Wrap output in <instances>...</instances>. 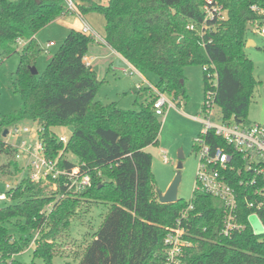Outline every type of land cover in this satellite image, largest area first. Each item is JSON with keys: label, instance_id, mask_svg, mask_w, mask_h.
<instances>
[{"label": "trees", "instance_id": "trees-1", "mask_svg": "<svg viewBox=\"0 0 264 264\" xmlns=\"http://www.w3.org/2000/svg\"><path fill=\"white\" fill-rule=\"evenodd\" d=\"M84 1L87 6L76 4L80 13L92 11L104 19L105 44L140 74L155 75V84L150 83L159 91L182 98L184 67L199 64L205 67L204 95L214 91L219 119L249 123L247 110L257 80L244 47L247 27L253 30L264 23V14L252 8L264 10V0H212L208 5H221L223 18L205 14L207 0ZM68 13L64 0H0V60L18 52L11 85L20 98L17 109L0 117V154L7 157L1 172L20 171L16 149L1 139L4 129L28 120L38 127L46 157L54 159L61 151L60 167H78L89 178L81 188H67L61 176L47 182L55 184L52 191L48 184L23 177L8 191L9 203L0 207V264H36L14 258L31 244L33 257L52 264L83 201L110 206L77 264H164L166 230L188 205L192 208L182 225L191 245L183 248L180 264H264V233L256 234L249 225L231 236L220 233L221 200L195 192L189 202H159L152 156L144 150L157 143L162 124L153 108L156 96L141 85L137 97L143 101L135 99L138 109L97 101L102 79L83 61L94 40L91 35L70 29L43 73L30 72L33 56L41 50L34 41L36 32ZM19 40L25 43L20 46ZM65 125L72 126V133L62 144L53 128ZM207 139L233 150L212 132ZM238 212L245 221L252 210L240 201ZM259 214L264 223V207Z\"/></svg>", "mask_w": 264, "mask_h": 264}, {"label": "rangeland", "instance_id": "rangeland-1", "mask_svg": "<svg viewBox=\"0 0 264 264\" xmlns=\"http://www.w3.org/2000/svg\"><path fill=\"white\" fill-rule=\"evenodd\" d=\"M73 2L77 5H84V0H73ZM93 15H95L93 20L89 16H85V19L93 25L92 27L100 36H103V17L98 13ZM70 29H81V20L75 13L67 17L57 18L36 32L34 41L37 47L41 49L33 56V65L37 70V76L43 73L48 56L58 49ZM246 40L253 42L252 45H248L246 41L244 51L253 62L254 76L257 80L247 110V120L260 123L264 122V35L260 34L256 24L253 30L246 33ZM49 41L54 42L55 45L47 50L46 46ZM86 57L91 58L89 63L96 71L98 78L102 79L95 98L101 103L115 102L122 109H138L139 105L135 103V99L138 98L139 102L143 101V97H137L138 85H144V80L155 84V75L146 74L142 77L137 73L131 74V67L121 57L110 55L108 49L95 40L91 41ZM18 61V52L2 57L0 60V117L20 106V98L12 92L11 85L12 75ZM202 72L203 68L199 64H190L184 67V95L179 100L167 95L169 99L174 101L175 106L169 107L162 115H158L162 123L158 141L156 144L144 148L152 156L151 174L156 193H165L176 173L180 172L177 198L185 202H189L191 199L198 165L194 139L200 136L203 128L201 122L194 119V116L199 114L201 118L205 117V114L200 112L204 102ZM212 113L214 121L217 122L220 115L219 107L213 105ZM15 125L17 127L27 126L30 129L36 127L34 123L28 120L18 121ZM12 128L13 125L7 127L8 132L5 136L1 135V139L5 143L17 144L20 138L11 135ZM53 132L57 136L69 138L72 133V126H57L53 128ZM179 150L182 152L183 158L181 159V168L177 169ZM163 154L166 155L167 161L163 160ZM65 157L71 161L76 160L73 154H67ZM6 163L7 157L0 154V191L5 190L6 183L14 186L20 182L21 177L26 176L22 169L13 174L1 172V166ZM47 186L49 190H55V184H48ZM6 203L9 201L0 200V207ZM109 206L110 204L106 202L89 203L83 201L71 220L68 232L60 240V252L52 258V264L78 263L85 246L91 241L107 214ZM249 222L256 234L264 233L262 222L257 215L251 214ZM33 250L34 246L31 244L23 252L15 255L14 258L23 262L33 260L36 264H43L40 257H33Z\"/></svg>", "mask_w": 264, "mask_h": 264}, {"label": "built area", "instance_id": "built-area-1", "mask_svg": "<svg viewBox=\"0 0 264 264\" xmlns=\"http://www.w3.org/2000/svg\"><path fill=\"white\" fill-rule=\"evenodd\" d=\"M64 2L68 12L75 13L81 20L82 32L91 35L95 41L105 43L103 37L95 31L77 9L73 0H64ZM211 2L212 0H207V4L204 5L205 14L210 17L215 15L219 18L225 17V10L222 6L218 4L209 6L208 4ZM252 8L264 14V10L255 6ZM188 27L194 28L193 24ZM258 28L260 34L264 35V23ZM53 44V42H49L46 49ZM19 45H23V40H19ZM83 61L86 65H90L85 57ZM202 68L205 69V67ZM130 73L140 75L132 66ZM141 85L139 84L138 87ZM144 85L148 86L156 96L153 102L156 115H162L169 107L175 106L174 101L153 84L144 80ZM203 104L200 112L204 113L205 117L201 118L199 114L194 116V119L201 122L203 128L200 136L194 139L198 165L192 196L195 192H202L221 200L223 216L220 233L223 236H231L246 225L251 227L249 222L251 214L259 217L264 228L263 220L259 214V211L264 207V122L241 124L223 122L220 119L215 122L212 113V107L216 105L213 90L205 92ZM209 132L221 137L233 150L209 142L207 139ZM11 135L20 138L19 143L11 144L16 149L14 160L18 163L19 168L26 173L25 177L32 182L47 183L63 176V184L67 188H81L89 183L88 176L85 173H80L78 167L67 170L59 166L61 151L54 159L45 156L37 126L30 129L27 126L17 127L13 125ZM56 139L62 144H66L68 141L66 136L56 135ZM163 160L167 161L165 154H163ZM16 185L12 186L10 183H6L5 190L0 191V200H9L11 195L7 192ZM240 201L245 202V205L252 210L245 217V221H240L239 218L238 202ZM191 208L192 206L188 205L183 209L176 220V224L166 230L163 238L164 264H180L183 248L191 245L189 239L185 237V228L182 225V222L187 219L188 210Z\"/></svg>", "mask_w": 264, "mask_h": 264}, {"label": "water", "instance_id": "water-1", "mask_svg": "<svg viewBox=\"0 0 264 264\" xmlns=\"http://www.w3.org/2000/svg\"><path fill=\"white\" fill-rule=\"evenodd\" d=\"M247 29L252 30L251 26H248ZM247 44L252 45L253 42L247 41ZM29 69L33 75L37 74V70H36L34 65L30 66ZM7 132H8L7 129H4L2 135L5 136L7 134ZM178 158H179V162L177 165V169H180L182 166L181 165V159L183 158L182 152L180 150L178 153ZM180 177H181L180 172H177L176 175L174 176L173 180L171 181L169 187L167 188L166 192L163 194L160 192H157V197H158L159 202H161V203H172V202L177 201V199H178L177 198V190H178V185L180 182Z\"/></svg>", "mask_w": 264, "mask_h": 264}, {"label": "crops", "instance_id": "crops-1", "mask_svg": "<svg viewBox=\"0 0 264 264\" xmlns=\"http://www.w3.org/2000/svg\"><path fill=\"white\" fill-rule=\"evenodd\" d=\"M92 2H95V3H101V4H106L107 3V1L108 0H91ZM88 5V2H86V1H84V5L83 6H87ZM96 12H92V11H90V12H86V13H83L82 15L85 17V16H89V17H91V19L93 20L94 19V17H95V15H93V14H95ZM69 15H74V13H71V14H66V15H61V16H59L58 18H60V17H67V16H69ZM57 19V18H56ZM103 21H104V19H103ZM91 26H93L92 24H90ZM103 27H104V22H103ZM103 36H104V32H103ZM102 36V37H103ZM34 38H35V36H34ZM49 42H52V41H49ZM25 43V41L23 40V44ZM54 43V42H53ZM97 43H100V44H102L103 46H105L107 49H108V51L110 52V55H117V56H119V57H121L130 67H131V65L119 54V53H117L116 51H114L113 49H111L109 46H107L105 43H103V42H99V41H97ZM55 45V43L52 45V46H54ZM52 46H48L47 47V50L50 48V47H52ZM49 52V51H48ZM51 55H49L48 56V59H49V57H50ZM86 59H87V61L89 62V61H91V58H87L86 57V55L84 56ZM91 65V64H90ZM92 66V65H91ZM142 77H143V75L142 74H140Z\"/></svg>", "mask_w": 264, "mask_h": 264}]
</instances>
